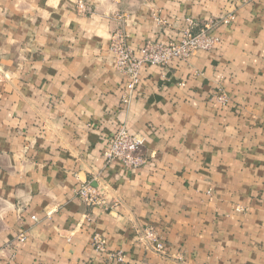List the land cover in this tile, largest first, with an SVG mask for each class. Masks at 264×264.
<instances>
[{
  "label": "crops",
  "instance_id": "1",
  "mask_svg": "<svg viewBox=\"0 0 264 264\" xmlns=\"http://www.w3.org/2000/svg\"><path fill=\"white\" fill-rule=\"evenodd\" d=\"M228 15L123 104L116 31L139 55ZM122 125L145 139L133 171L104 156ZM0 264H264V0H0Z\"/></svg>",
  "mask_w": 264,
  "mask_h": 264
},
{
  "label": "built area",
  "instance_id": "2",
  "mask_svg": "<svg viewBox=\"0 0 264 264\" xmlns=\"http://www.w3.org/2000/svg\"><path fill=\"white\" fill-rule=\"evenodd\" d=\"M78 11L85 13L88 9L84 3H79ZM234 20V15L221 17L206 23L198 32L192 29L194 22L190 21L189 27L181 33V39L178 42H147L140 49L139 55H136L129 48L123 32L121 30L116 31L111 37L109 49L114 57L116 70L126 78L123 104L128 105L132 100L141 83L143 68L155 66L165 69L175 61H188L197 52L215 50L221 43V38L215 34L217 28L222 25H231ZM157 22L160 23V20L157 19ZM221 100L224 101L225 99ZM144 145L145 139L142 136L131 133L125 125H122L109 139L104 154L106 162L110 164L118 160L129 171L139 169L147 164V159L141 154ZM76 196L89 208L111 209L105 199L104 190L93 187L90 183L81 185L76 191ZM142 239L150 245L153 251L157 253L164 251V245L153 229L145 230ZM25 241L26 237L21 235L19 242ZM93 246L97 251L106 252L104 241L99 236L94 238ZM110 256L117 263H123L126 257L122 252Z\"/></svg>",
  "mask_w": 264,
  "mask_h": 264
},
{
  "label": "rangeland",
  "instance_id": "3",
  "mask_svg": "<svg viewBox=\"0 0 264 264\" xmlns=\"http://www.w3.org/2000/svg\"><path fill=\"white\" fill-rule=\"evenodd\" d=\"M212 21H213V20H212ZM209 22H210V21H209ZM222 26H224V25H222ZM219 27H221V26H219ZM219 27H218V28H219ZM218 28H217V29H218Z\"/></svg>",
  "mask_w": 264,
  "mask_h": 264
}]
</instances>
